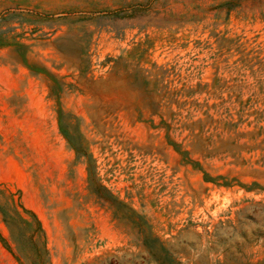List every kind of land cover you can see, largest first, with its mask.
<instances>
[{"label": "rangeland", "instance_id": "rangeland-1", "mask_svg": "<svg viewBox=\"0 0 264 264\" xmlns=\"http://www.w3.org/2000/svg\"><path fill=\"white\" fill-rule=\"evenodd\" d=\"M0 185L48 264H264V0H0Z\"/></svg>", "mask_w": 264, "mask_h": 264}, {"label": "trees", "instance_id": "trees-1", "mask_svg": "<svg viewBox=\"0 0 264 264\" xmlns=\"http://www.w3.org/2000/svg\"><path fill=\"white\" fill-rule=\"evenodd\" d=\"M0 215L10 238L0 231V240L21 264H48L41 222L11 190L0 185Z\"/></svg>", "mask_w": 264, "mask_h": 264}]
</instances>
